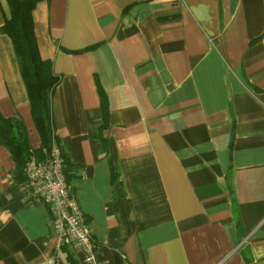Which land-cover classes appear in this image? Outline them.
I'll return each mask as SVG.
<instances>
[{
	"label": "crops",
	"instance_id": "0c3cea01",
	"mask_svg": "<svg viewBox=\"0 0 264 264\" xmlns=\"http://www.w3.org/2000/svg\"><path fill=\"white\" fill-rule=\"evenodd\" d=\"M32 23L97 261L264 264V0H41ZM0 115L40 147L1 32ZM14 169L0 146V264H71Z\"/></svg>",
	"mask_w": 264,
	"mask_h": 264
},
{
	"label": "trees",
	"instance_id": "16d2710c",
	"mask_svg": "<svg viewBox=\"0 0 264 264\" xmlns=\"http://www.w3.org/2000/svg\"><path fill=\"white\" fill-rule=\"evenodd\" d=\"M6 1L10 17L0 27V32L8 36L11 41L26 88L31 116L41 142L37 150H32L27 143L26 131L22 123L16 119H5L0 115V146L7 149L15 165L11 180L15 186L24 190L27 183L24 175L26 164L32 158L43 160L52 146L56 145L63 160L65 182L69 186V161L61 153L51 120V95L59 78L53 74L51 64L40 59L33 33L32 12L41 0ZM106 115V112H103V119H106ZM234 220L241 238L242 227L236 211ZM68 259L71 264H80L72 255H69Z\"/></svg>",
	"mask_w": 264,
	"mask_h": 264
},
{
	"label": "built area",
	"instance_id": "2783aa9c",
	"mask_svg": "<svg viewBox=\"0 0 264 264\" xmlns=\"http://www.w3.org/2000/svg\"><path fill=\"white\" fill-rule=\"evenodd\" d=\"M24 175L27 180L23 190L25 201L46 207L56 250L68 247L78 256L80 264H100L78 201L70 196L57 146L53 145L41 161L32 158L25 166Z\"/></svg>",
	"mask_w": 264,
	"mask_h": 264
}]
</instances>
